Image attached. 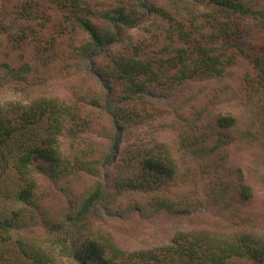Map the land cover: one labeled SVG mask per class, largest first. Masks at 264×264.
<instances>
[{"label": "trees", "instance_id": "trees-1", "mask_svg": "<svg viewBox=\"0 0 264 264\" xmlns=\"http://www.w3.org/2000/svg\"><path fill=\"white\" fill-rule=\"evenodd\" d=\"M151 18L146 60L120 45ZM4 89L24 98L0 104V264H264V0H0ZM177 89L170 136L120 160ZM161 222L166 245L120 240Z\"/></svg>", "mask_w": 264, "mask_h": 264}, {"label": "rangeland", "instance_id": "rangeland-1", "mask_svg": "<svg viewBox=\"0 0 264 264\" xmlns=\"http://www.w3.org/2000/svg\"><path fill=\"white\" fill-rule=\"evenodd\" d=\"M96 6H102L104 0H90ZM132 39L125 40L121 43L123 49H128L129 51H134V48L140 52L141 58L146 60H152L155 58L156 53L159 52V47L162 45V41L165 40V34L163 33L162 27L154 23V19L151 18L149 22L145 23L141 27L133 30L131 32ZM18 54V53H17ZM15 54V56H17ZM148 54V55H143ZM60 79L50 78L46 83L45 90L54 95L61 97L62 99L70 100L72 96V89L67 81H64L62 77ZM195 92L201 89H206L211 92L215 89L208 88V85L197 83L191 85ZM119 88V87H118ZM177 89L174 96L167 99L162 97V100L152 102L157 108L155 119L148 123L143 128L136 130L133 133L129 141H125L122 145L123 152L120 156V160L123 155H128L133 160L139 155V152H143L151 149L156 140H163L168 138L170 135L169 130L166 131V125L171 120L169 112L172 111L175 106L176 96L181 95L186 98V93L189 92L188 89ZM202 96V94H199ZM193 97H196L195 94ZM24 95L17 93L12 89H4L0 91V104H3L12 100H21ZM231 155V165L232 167L241 168L244 172H247L250 168L249 163L245 156H237L236 150L232 146L230 148ZM137 161V160H136ZM120 161L117 165L119 166ZM264 200V187L259 186L257 188V193L255 197V202L253 203V208H257L262 204ZM124 237H120L121 242L125 245L129 251H136L142 249H151L154 247H159L166 245L174 236V231L172 230V224L170 223H159L157 226L153 224H145L139 230L133 232L132 234L123 233Z\"/></svg>", "mask_w": 264, "mask_h": 264}]
</instances>
